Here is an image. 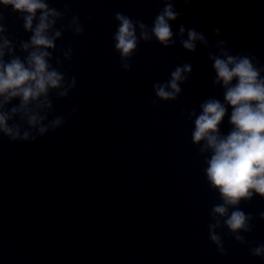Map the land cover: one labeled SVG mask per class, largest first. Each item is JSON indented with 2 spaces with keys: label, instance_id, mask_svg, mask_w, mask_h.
Returning <instances> with one entry per match:
<instances>
[{
  "label": "water",
  "instance_id": "water-1",
  "mask_svg": "<svg viewBox=\"0 0 264 264\" xmlns=\"http://www.w3.org/2000/svg\"><path fill=\"white\" fill-rule=\"evenodd\" d=\"M174 5L183 15L173 32L194 23L211 45L219 27L232 54L244 51L264 63V0ZM70 7L85 26L79 37L63 36L73 48L64 70L77 87L54 101V113L78 110L34 143L0 139V264H264L230 239L225 256L208 241L207 211L218 201L190 143L192 124L181 116L209 96L222 100V90L211 87L208 50L142 43L124 72L113 52V13L151 25L162 0H72ZM2 11L13 35L27 39L22 22ZM182 63L193 66L190 82L176 101L153 108L152 84ZM241 207L257 216L264 199ZM256 223L248 239L264 243V222Z\"/></svg>",
  "mask_w": 264,
  "mask_h": 264
},
{
  "label": "clouds",
  "instance_id": "clouds-1",
  "mask_svg": "<svg viewBox=\"0 0 264 264\" xmlns=\"http://www.w3.org/2000/svg\"><path fill=\"white\" fill-rule=\"evenodd\" d=\"M72 0L62 8L52 6V0H0V139L10 143H34L45 135L55 134L77 112L54 113V101L67 100L77 87L75 75L65 71L71 64L73 48L64 43L65 33L79 37L85 32L78 14H71ZM188 0H185L187 3ZM151 25L115 12L116 25L111 35L113 52L119 67L128 72L140 44L155 41L162 49L177 43L186 53H195L200 46L207 49L211 62V87L222 90V100L209 96L196 108L181 113L191 122L190 143L205 167L202 175L208 190L216 194L217 203L207 211L208 241L216 253L225 256V241L247 248L250 257L264 262V243L248 239L264 222V211L254 216L241 204L254 198L264 199V63L244 51L232 54L219 27L212 30L217 37L211 45L203 32L193 26L172 23L182 17L174 0H162ZM10 9L27 39L14 36L2 10ZM91 21L93 16L85 17ZM57 41H61L57 44ZM191 63L178 64L168 78L152 84L153 108L160 102L176 101L190 82ZM228 131H221L225 117Z\"/></svg>",
  "mask_w": 264,
  "mask_h": 264
}]
</instances>
